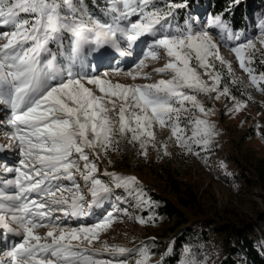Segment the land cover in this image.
Instances as JSON below:
<instances>
[{
  "label": "snow or ice",
  "instance_id": "snow-or-ice-1",
  "mask_svg": "<svg viewBox=\"0 0 264 264\" xmlns=\"http://www.w3.org/2000/svg\"><path fill=\"white\" fill-rule=\"evenodd\" d=\"M186 6L171 0H104L97 16L85 0H0V27L10 29L0 33V40L6 41L0 43V132L9 138L7 146L0 144V152L18 157L15 164L0 166V230L20 238L10 242L6 253L0 249V264H114L111 259H96L102 252L92 247L93 242L114 221L129 215L128 207H120L130 205L129 197L136 201L130 206L151 207L136 177L105 171L103 175L110 177L105 183L94 176L101 156L119 150L117 134L123 138L130 133L128 142L139 143V154L145 157L156 138L155 125L170 128L169 139L185 155L200 157L210 149L218 135L215 125L195 113L206 117L214 110L197 96L215 93L216 100L221 96L235 100L229 87L221 90L224 72L217 70L216 62L227 67L228 76L232 68L208 30L197 27L196 21L175 22V10ZM208 26L222 27L221 17L208 21ZM147 37L151 39H143ZM138 42L147 50L131 71L117 69L101 76V65L111 67L116 54L132 55L125 49ZM259 43L264 46V39ZM256 51L251 39L231 47L251 85L264 92V72L256 74L251 67ZM161 56L167 59L162 67L144 71L146 61ZM154 74L162 78L145 84L110 79L124 75L136 81ZM245 106L237 101L232 111ZM161 147L168 155L167 142ZM113 200L112 209L95 223H66L91 216L92 209H102ZM136 220L154 222L152 215ZM40 229L47 230L40 235ZM85 241L87 246H82ZM130 252L140 256L135 264H148L147 245L103 246V253L113 256ZM186 253L190 255V250ZM183 264L196 262L186 257Z\"/></svg>",
  "mask_w": 264,
  "mask_h": 264
},
{
  "label": "rangeland",
  "instance_id": "rangeland-1",
  "mask_svg": "<svg viewBox=\"0 0 264 264\" xmlns=\"http://www.w3.org/2000/svg\"><path fill=\"white\" fill-rule=\"evenodd\" d=\"M163 3L164 0H159ZM136 19V17H133ZM213 18L207 13H203L201 17L196 21L197 27H203L208 30L212 36L214 42L219 47V53L223 59L231 64L232 76L227 75V67L222 66L219 62H216L217 70H222L224 76L220 85L221 90L227 86L230 89L231 96L235 97V100L228 96H221L219 100L214 99L215 93L211 95L200 94L197 99L206 108L214 110V115L204 116L203 114L196 112L195 115L202 119H207L215 125V131L218 135L213 137V143L207 152H201L200 157L195 155H185L184 151L175 146L174 139H169L171 136L170 128H160L158 125L153 127L155 132V141L150 142L147 147V156L140 155L139 143L130 144L128 142L130 133L126 137H120L116 135V139L119 142V150H109L107 156H101L97 161L98 171L94 174L96 178L101 179L105 183H110V177L103 175L105 171L114 172L122 176H134L139 182L138 187L141 188L145 194V197L151 202L149 192L155 191V188L150 183L151 176L148 173H138L134 168H121L122 164L125 165L126 159L129 163L133 164L137 159H150L154 160L159 154H164V149L161 147L167 142L168 156L173 162L178 164L185 174L192 178L199 192L204 199H206L211 205L216 207L222 217L225 219H235L236 213L240 215L255 216L257 212L264 211V189L256 186L253 181H249L244 177L237 178V173L240 172L239 162L241 165L250 167L254 170L264 162V92L258 90L252 86L248 77V74L239 67L236 61L234 53L231 52V47L240 43H245L251 39L256 43L258 53H264V46L260 45L259 41L264 39V27L261 26V21H264V17L259 20L257 27L254 29L252 36H236L229 28L222 23V27L209 28L208 21ZM6 27H0V33L9 31ZM238 37V39H237ZM143 39H151L150 37ZM6 41L0 40V43ZM68 41L65 40V47H67ZM53 51H56L55 45H50ZM144 44L138 42L130 49L125 51L131 52L132 55L116 54V59L113 61L111 67L108 65H101L99 72L101 76L105 71L115 72L117 69L123 71H131L134 67V62H138L142 58V51H146ZM263 55V54H262ZM89 59H92L90 57ZM167 62L166 57L161 56L158 60H148L146 63L148 67L144 69L146 72H151L154 68L162 67ZM254 68L253 64L251 65ZM255 69V68H254ZM256 73V72H255ZM257 74V73H256ZM160 75L154 74L151 79H137L133 81L130 77L124 75H113L110 79L113 82L125 83V84H145L154 83L161 79ZM163 78H168L167 76ZM207 79V77H204ZM234 81V82H233ZM239 101L246 106L241 108L238 112L232 111L235 103ZM115 115V114H113ZM182 117H187L189 113H182ZM187 120L183 119L182 124H186ZM250 130L254 131L249 134L248 138H245V134ZM187 135H191V129L189 128ZM9 138L3 132H0V144L7 146ZM155 144V146H153ZM199 150V149H197ZM91 151V150H86ZM98 151V150H97ZM125 152L123 157L121 153ZM124 158V159H122ZM18 157L14 152H0V166L3 164L12 165L15 164ZM95 157L90 155V160ZM111 160V164L108 161ZM263 160V161H262ZM115 165V166H113ZM18 166V164H16ZM83 162H81V168ZM247 170L249 174L245 173L247 178L253 179V171ZM7 176L8 174H4ZM77 182L81 185L82 190L87 193L88 189L84 187V181L82 176L77 174ZM65 183H69L65 181ZM90 186V185H89ZM117 194L125 195L122 189H114ZM120 191V192H119ZM90 196H86V200H90ZM130 205H135V197H129ZM113 203V204H111ZM115 200L110 203H106L102 209H92L93 215L85 216L80 220L70 219L66 221L69 226H76L81 223L90 224L95 223L108 209L113 207ZM130 205L121 204L120 207H128L129 215L121 216L120 219L114 221L112 226L104 233L100 234V239L94 241L92 247L94 249H100L102 254L97 256L96 259L100 260H113L124 261L125 264H135L136 260L140 258L137 252L125 253L122 256H113L108 253H103L104 243L109 246H123L129 249H138L142 245H147V248L151 252L148 264L161 263L164 254L172 251V242L174 240L172 234L165 236L167 227L163 226L157 220L146 224H140L137 222L136 217L142 216L141 210L147 208L146 206L134 207ZM140 209V210H139ZM87 210V209H86ZM139 210V211H138ZM146 218V217H145ZM47 229H40L39 234L43 235ZM0 249L4 253L11 247V241L19 240V237H13L10 233L0 230ZM7 240L9 243L5 244ZM158 241L163 243L161 250V256H155L153 252L157 246ZM78 243V242H74ZM82 246H87V242H83ZM184 255L186 249H184ZM3 258L6 259V256ZM196 263L199 262L198 258H192Z\"/></svg>",
  "mask_w": 264,
  "mask_h": 264
},
{
  "label": "trees",
  "instance_id": "trees-1",
  "mask_svg": "<svg viewBox=\"0 0 264 264\" xmlns=\"http://www.w3.org/2000/svg\"><path fill=\"white\" fill-rule=\"evenodd\" d=\"M171 2L187 4L185 8L175 10L176 23L182 25L185 21H197L203 13H208L213 19L220 16L222 23L236 36H252L259 20L264 17V0ZM85 3L97 16L101 15L104 0H85ZM261 60H264V54L254 56L253 66L257 74L264 72ZM261 87H264V82H261ZM253 132L250 130L244 137L248 138ZM121 155L124 157L125 152ZM155 158H136L133 164L126 159L121 167H132L138 173L151 176L150 183L155 188L149 192L151 207L142 209L141 215L146 218L152 215L154 220L167 227L165 236L173 235L172 251L162 255V262L155 264H183L186 257L200 259L196 264H264V211L257 212L255 216L236 213L235 219H225L202 197L195 181L168 155L158 154ZM237 161L240 168L237 178L244 177L264 189V162L252 170L241 165V160ZM247 170L253 171V179L245 176ZM152 242L158 244L151 247L155 248L153 254L161 256L163 243ZM184 249L190 250V255H184Z\"/></svg>",
  "mask_w": 264,
  "mask_h": 264
},
{
  "label": "built area",
  "instance_id": "built-area-1",
  "mask_svg": "<svg viewBox=\"0 0 264 264\" xmlns=\"http://www.w3.org/2000/svg\"><path fill=\"white\" fill-rule=\"evenodd\" d=\"M245 173L248 175L249 174V172L248 171H245Z\"/></svg>",
  "mask_w": 264,
  "mask_h": 264
}]
</instances>
